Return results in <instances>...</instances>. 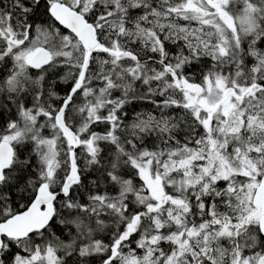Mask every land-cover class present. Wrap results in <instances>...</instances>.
I'll return each instance as SVG.
<instances>
[{"label": "snow or ice", "instance_id": "1", "mask_svg": "<svg viewBox=\"0 0 264 264\" xmlns=\"http://www.w3.org/2000/svg\"><path fill=\"white\" fill-rule=\"evenodd\" d=\"M0 264H264V0H0Z\"/></svg>", "mask_w": 264, "mask_h": 264}]
</instances>
